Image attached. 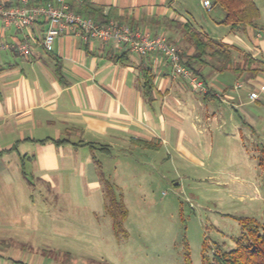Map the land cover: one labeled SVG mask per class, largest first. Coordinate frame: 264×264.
<instances>
[{
	"label": "crops",
	"instance_id": "0c3cea01",
	"mask_svg": "<svg viewBox=\"0 0 264 264\" xmlns=\"http://www.w3.org/2000/svg\"><path fill=\"white\" fill-rule=\"evenodd\" d=\"M85 2L150 36L163 34L183 58L194 52L185 33V24H189L208 37L236 46L241 54L248 53L264 62L260 15L255 25L233 32L221 23V14L214 23L228 31L218 37L196 20L185 0H72L70 7L80 9ZM254 2L261 11L262 0ZM46 27L47 23L40 20L16 31L4 28L0 22V41L25 40L31 45L26 56L13 49L0 50V191H8L12 185L28 190L36 179L42 187H52L59 193L67 186L77 187L79 194L83 191L92 203L104 207V169L114 173L119 168L135 167V148L141 152L165 148L167 158L173 150L187 153L210 121L222 118V111L211 100L224 102L227 97L230 107L244 105L236 92L242 85L235 88L239 77L234 84L221 77L232 71L203 66L199 79L207 92L200 93L187 79L174 75L169 61L158 52L137 55L125 46L84 41L72 33L60 35L45 46L41 39ZM146 68L153 74L150 100L141 87L142 70ZM242 75L248 95L255 92L252 84L264 93V75L253 77L247 71ZM137 141L156 143L157 150L142 148ZM100 154L116 163L106 165ZM27 195L30 198V191ZM12 223L0 222L1 230L8 234L0 236V264H26L5 252L18 244L9 234H14L8 229Z\"/></svg>",
	"mask_w": 264,
	"mask_h": 264
},
{
	"label": "rangeland",
	"instance_id": "374dc122",
	"mask_svg": "<svg viewBox=\"0 0 264 264\" xmlns=\"http://www.w3.org/2000/svg\"><path fill=\"white\" fill-rule=\"evenodd\" d=\"M185 1L210 34L227 33L214 23L221 10ZM260 7L264 26V0ZM234 54L241 62L240 50ZM223 75L230 84L239 77L242 87L236 92L244 105L230 107L227 97L211 100L222 118L210 121L187 153L173 150L167 158L165 148H135V167L114 173L104 169L101 179L113 184L127 210L126 237L114 234L102 203H92L90 195L70 186L59 193L34 179L28 190L12 185L0 191L5 194L0 196V222H13L8 229L14 234H9L18 241L5 252L26 264H185L188 252L192 264H201L204 241L231 248L239 232L237 218H262L264 166L258 154L264 146V93L252 84L258 99H250L243 75ZM106 156H101L106 165L116 163ZM4 233L0 228V236H8Z\"/></svg>",
	"mask_w": 264,
	"mask_h": 264
},
{
	"label": "trees",
	"instance_id": "16d2710c",
	"mask_svg": "<svg viewBox=\"0 0 264 264\" xmlns=\"http://www.w3.org/2000/svg\"><path fill=\"white\" fill-rule=\"evenodd\" d=\"M211 9L219 8L224 17L221 23L229 25L231 31H242L249 25H255L260 11L254 0H212ZM6 5H10L7 4ZM72 7V5H71ZM72 9H74L72 7ZM75 12L91 16L99 21H105L110 17L103 13L101 7H95L88 3H82L80 9ZM185 33L194 46L193 54L183 58L181 62L197 78L201 76V68L210 65L220 72L232 71L239 76L248 72L251 76L264 72V62L261 59L253 58L248 53L241 54V62L234 58L236 46L208 37L206 34L194 30L189 24ZM168 41V40H167ZM180 53V52H179ZM197 67H196V65ZM257 65H260L257 66ZM59 75V71L56 72ZM142 92L145 97L151 99L153 89V74L150 69L142 70ZM57 144L63 140H55ZM142 148L157 150L158 145L153 142L137 141ZM104 149V147H101ZM259 163L264 166V146L258 154ZM105 195L104 208L111 219V228L116 236H127L123 223L127 217V210L123 198L116 195L113 184L102 178ZM261 220L253 217H239V232L233 237L231 248H224L223 244L213 245L203 242L201 249V264H264V197ZM185 264H192L188 252L185 254Z\"/></svg>",
	"mask_w": 264,
	"mask_h": 264
},
{
	"label": "built area",
	"instance_id": "2783aa9c",
	"mask_svg": "<svg viewBox=\"0 0 264 264\" xmlns=\"http://www.w3.org/2000/svg\"><path fill=\"white\" fill-rule=\"evenodd\" d=\"M70 1L72 0H19L16 4L6 5V0H0V22L4 28L12 27L16 31H23L37 21H45L47 27L41 39L45 46H49L60 35L72 33L84 41L98 40L125 46L137 55L158 52L169 61L174 75L187 79L196 91L207 92L203 81L182 64L179 50L163 34L150 36L147 32L114 18L99 21L79 14L70 7ZM201 2L207 11L211 10L209 0ZM2 49H13L26 56L30 54L31 45L25 40L12 43L0 41V50ZM240 86L237 83L235 88ZM249 98L255 99L256 93L250 92Z\"/></svg>",
	"mask_w": 264,
	"mask_h": 264
}]
</instances>
